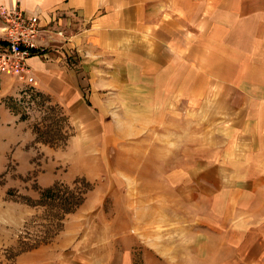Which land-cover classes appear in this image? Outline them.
Masks as SVG:
<instances>
[{
    "label": "rangeland",
    "instance_id": "rangeland-1",
    "mask_svg": "<svg viewBox=\"0 0 264 264\" xmlns=\"http://www.w3.org/2000/svg\"><path fill=\"white\" fill-rule=\"evenodd\" d=\"M82 105L26 84L0 97V264H203L230 250L242 213L221 199L237 191L226 123L183 103L115 122Z\"/></svg>",
    "mask_w": 264,
    "mask_h": 264
},
{
    "label": "crops",
    "instance_id": "crops-1",
    "mask_svg": "<svg viewBox=\"0 0 264 264\" xmlns=\"http://www.w3.org/2000/svg\"><path fill=\"white\" fill-rule=\"evenodd\" d=\"M13 5L43 29L44 54L27 61L35 87L71 114L83 102L112 122L149 121L183 103L226 123L237 191L221 199L242 217L222 242L230 250L203 264H264V0H0ZM23 86L0 72V97Z\"/></svg>",
    "mask_w": 264,
    "mask_h": 264
},
{
    "label": "built area",
    "instance_id": "built-area-1",
    "mask_svg": "<svg viewBox=\"0 0 264 264\" xmlns=\"http://www.w3.org/2000/svg\"><path fill=\"white\" fill-rule=\"evenodd\" d=\"M0 19L4 34L0 42V72L9 73L21 83L33 87L36 81L27 61L32 56L44 54L38 43L43 31L39 16L13 5L0 7Z\"/></svg>",
    "mask_w": 264,
    "mask_h": 264
}]
</instances>
